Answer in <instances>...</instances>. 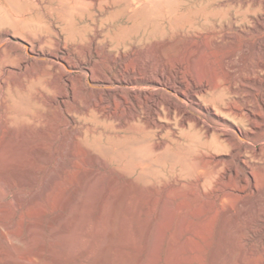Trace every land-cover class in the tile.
<instances>
[{"label":"bare ground","instance_id":"obj_1","mask_svg":"<svg viewBox=\"0 0 264 264\" xmlns=\"http://www.w3.org/2000/svg\"><path fill=\"white\" fill-rule=\"evenodd\" d=\"M27 103L132 190L177 203L146 218L138 264H202L209 250L208 264H264V0H0L4 128L38 131ZM7 142L1 176L15 167ZM102 215L62 223L39 248L7 225L0 264H125L136 238Z\"/></svg>","mask_w":264,"mask_h":264},{"label":"rangeland","instance_id":"obj_2","mask_svg":"<svg viewBox=\"0 0 264 264\" xmlns=\"http://www.w3.org/2000/svg\"><path fill=\"white\" fill-rule=\"evenodd\" d=\"M32 70H39V66L33 65ZM74 77H75L74 79L75 82L78 84L79 78L76 73ZM23 80L29 86L32 83L31 81L29 82L28 80H25V78H23ZM29 86L26 87L27 89L25 91H21L20 93L18 92L17 95L20 97H17L16 95V98L21 99V96H28V94L30 93L28 92L29 88L31 89L33 87L32 85L31 87ZM50 95L52 96V94ZM23 106L26 107L25 109L28 110V112L30 111L29 112L30 114L35 115L34 113L36 112V115L38 114V116L40 115L44 116V118L40 116L41 118L39 117L38 119L41 122L42 130L40 129L41 128L40 127L38 131L33 130L32 132V131H29L25 127H23L24 128L23 129L21 126L23 130L22 132L21 128L17 126L16 128L14 127L15 129L14 131V129L12 128L10 130L9 127L4 128V126L1 124L2 122L0 121V125H1L0 127L4 128L3 130L2 128H0V142H2L4 145L5 142L8 141L7 146H4L6 151L17 150L15 152V154L16 153L17 154L14 156L15 162L13 163L15 164V167L14 166L10 167L8 165L10 164V161L5 160L3 164L4 166L3 170L6 171V173L4 176L0 175V190H1L0 196L2 197V198L0 197V236L6 232L7 225L12 226L15 232H17V234H19L20 236H27L28 233L33 232L35 236L34 245L37 248H39L41 243L45 240V238L47 239V235L49 234V232H52L54 230L55 232L56 230L58 231L61 230L62 223L63 224L66 223L67 227H70L69 229L77 230L79 227L81 229H84L83 226H76V223L79 220H80L79 222H81V219H82V222L86 221L87 224L90 223V225L93 226V223L96 220V218L98 216H101L102 214H103L102 216L104 217V219L106 218L105 220L111 219V217L118 215V217L120 216L121 219L118 220L120 217L117 219L118 222L120 223L116 225L115 230H117V232H120V233L130 231L133 233L132 235L134 239L136 238L135 239L136 241L134 240L135 246L133 245L131 248L128 249V251L130 250L128 255H130L132 258L130 256L127 257L128 255H126L125 264H138L139 259L147 255L148 253L146 250L143 251V249L141 248L143 246H140V245H144V241H145L144 233L148 225L146 218L148 217L155 218L156 216H176L174 215L175 214L174 211L177 209V203H170V202L167 203V201L165 202L162 199H155L149 196L148 198L146 196L147 193H145L144 191H142L141 188H138V187H136L137 190L135 188L136 191L132 190L134 186H131L133 187L131 189L130 185L126 184V181L118 173L114 171L112 172V169L110 166H106L102 163L100 164V163L94 162L92 158L90 157L89 151L88 150L86 151L85 146L82 147V144H83L82 141H78L79 143L75 144L73 140H71L70 138H67V136L64 135L63 133L62 134L57 133L58 131L56 128L57 126L55 125L56 123L55 121L52 122V120H54L53 119L54 117H50V115L46 113V111L40 108H37L36 107L37 105H33L32 103L23 104ZM40 112L41 113L45 112L44 113L45 115L48 114L49 115V116L47 115L48 119L43 113L41 114ZM55 113L51 115L52 116L55 115L56 117L57 113L56 114ZM3 114H4V107L0 104V119L2 118ZM42 118L43 119L46 118V121L42 120ZM51 118L52 120H50ZM42 121L46 123L45 125L47 128L45 127V125L42 126L43 125ZM49 121L50 123L52 122L55 124H50ZM53 128H55V131L53 130ZM25 129L28 131V133L27 132L24 133V131H26ZM34 132L35 134H32ZM9 142L12 143V145H10ZM106 142L107 141L104 140V143ZM6 147H10V148L8 149ZM115 147H118V145H115ZM69 149L74 150L73 155L69 153L70 152ZM5 163H7V166ZM29 164L31 166H28ZM63 168L67 170L70 169L71 173L70 172L69 173L73 176L68 174L70 175V177L67 175V178L65 180H62V176L59 175V172ZM88 176H90L91 178ZM86 177H87V180H86ZM99 177L100 179H97ZM88 179L90 181H88ZM96 179L98 181H96ZM99 180H102V181L99 182ZM107 189L109 191H107ZM111 191H113L114 194ZM126 191H129V192H126ZM64 200H67V201L65 202ZM66 203H68L69 206L68 208L65 209ZM108 209H110L112 213H110ZM82 217L83 218L85 217L86 219L84 218L83 220ZM86 223H83V224L85 225ZM32 225L34 227H32ZM92 226L90 227L92 228ZM56 227H58V229ZM80 228L78 229V231L80 230ZM155 229L158 230V228H155ZM157 230H153V233L155 231L157 233L155 232V234H153L151 241H153L154 235H155L154 240L156 241H153L151 244L152 245L156 244L155 246L157 247L159 246L158 248L161 251L159 252V256H161L159 258H160V261L163 262L165 256L167 255L166 252H167L168 242H167V239L161 243L159 242L158 240L159 236L157 239L156 234L159 235L158 232L160 231H157ZM169 233L170 232H167L166 234L167 238L169 236ZM19 244L22 249L26 248V246H29V244L23 243V242L22 244L21 242ZM0 247H1V242H0ZM206 252L205 254H203L204 257L206 255L207 256L205 257L206 259L205 258L202 259V264L210 263V260L208 261L210 250ZM154 255L152 254L151 258L153 257L155 259L154 260L151 259V261L155 262L159 258L157 257L158 255L157 256H154ZM162 256H164V258H162Z\"/></svg>","mask_w":264,"mask_h":264}]
</instances>
